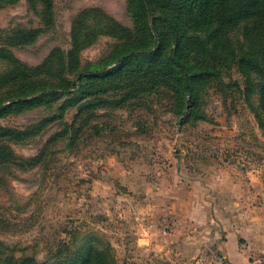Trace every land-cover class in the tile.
Here are the masks:
<instances>
[{
  "label": "rangeland",
  "instance_id": "374dc122",
  "mask_svg": "<svg viewBox=\"0 0 264 264\" xmlns=\"http://www.w3.org/2000/svg\"><path fill=\"white\" fill-rule=\"evenodd\" d=\"M102 15L132 27L126 0H55L50 19L26 0L0 2V29L38 30L4 48L43 67L54 49H72L75 19ZM116 42L100 36L79 56L97 61ZM225 68L232 82L207 81L196 106L213 122L190 116L182 124L172 93H141L117 108L85 110L78 136L49 149L42 165L1 167L0 264H264V128L238 90L245 79L237 66ZM50 116L26 104L3 110L0 125L26 130ZM58 130L51 122L42 136L0 149V161L35 158Z\"/></svg>",
  "mask_w": 264,
  "mask_h": 264
},
{
  "label": "trees",
  "instance_id": "16d2710c",
  "mask_svg": "<svg viewBox=\"0 0 264 264\" xmlns=\"http://www.w3.org/2000/svg\"><path fill=\"white\" fill-rule=\"evenodd\" d=\"M17 1L0 0L7 5ZM26 1L39 16L50 19L54 15L55 0ZM126 4L131 29L105 15L94 17L91 23L75 19L72 49H54L43 67L34 69L4 47L26 44L38 30L0 29V114L11 107L37 104L51 115L46 124L26 130L0 125V149L42 136L51 122L59 127L38 156L22 160L10 154L1 158L0 169L42 165L49 149L66 140L69 147L78 136L85 110L117 108L141 93H172L182 124L190 116L213 122L196 106L207 81H219L225 88L232 82L230 77L225 82V66L228 72L237 66L244 77L245 88L238 90L264 128V0H126ZM233 32L240 34L235 42ZM103 35L117 40L109 52L97 61L81 60L80 51ZM112 95L123 97L115 100ZM73 108L78 110L69 124L66 116ZM95 253L91 250L89 258L94 259ZM87 260L74 257L54 264H85Z\"/></svg>",
  "mask_w": 264,
  "mask_h": 264
},
{
  "label": "crops",
  "instance_id": "0c3cea01",
  "mask_svg": "<svg viewBox=\"0 0 264 264\" xmlns=\"http://www.w3.org/2000/svg\"><path fill=\"white\" fill-rule=\"evenodd\" d=\"M227 253H228L229 257L231 258V256H230V251L227 250Z\"/></svg>",
  "mask_w": 264,
  "mask_h": 264
}]
</instances>
